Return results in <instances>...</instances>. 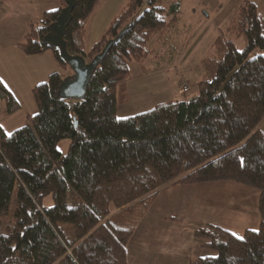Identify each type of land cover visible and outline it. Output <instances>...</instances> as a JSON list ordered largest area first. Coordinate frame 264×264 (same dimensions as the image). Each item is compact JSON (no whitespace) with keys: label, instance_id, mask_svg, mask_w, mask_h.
Instances as JSON below:
<instances>
[{"label":"trees","instance_id":"trees-1","mask_svg":"<svg viewBox=\"0 0 264 264\" xmlns=\"http://www.w3.org/2000/svg\"><path fill=\"white\" fill-rule=\"evenodd\" d=\"M60 1L19 43L29 55L51 52L59 69L33 89L38 110L24 125L8 133L0 121V222L14 202L12 224L0 231V264H128L127 246L160 188L222 180L259 192V227L241 236L213 223L197 228L200 246L215 254L190 264H264V17L257 4L242 1L218 30L200 59L195 96L120 117L128 61L149 72L146 60L162 57L164 46L175 54L188 45V37L178 45L191 30L182 27L181 2L125 0L89 46L90 21L103 0H75L63 35L68 53L86 64L105 53L85 96L73 98L60 87L75 73L48 40L68 6ZM256 48L263 52L250 57ZM19 109L0 80V118ZM65 138L67 153L58 148ZM49 195L54 204L47 207Z\"/></svg>","mask_w":264,"mask_h":264},{"label":"rangeland","instance_id":"rangeland-1","mask_svg":"<svg viewBox=\"0 0 264 264\" xmlns=\"http://www.w3.org/2000/svg\"><path fill=\"white\" fill-rule=\"evenodd\" d=\"M111 1L106 0V4ZM118 1L115 0L117 5ZM124 1L120 0V5L117 6L118 10L115 14L119 12ZM179 1L181 2L182 27L191 30L182 34V40L178 45H185L183 40L187 37L188 45L174 52L175 54L171 53L169 46H164L161 49L162 57L146 60V65L151 68L149 72L143 71L137 61H128L131 73V78L127 83L128 100L120 101L119 99L118 116L135 115L149 110L161 102L195 96L198 93V82L203 72L200 59L207 53L218 35V30L224 27L235 9L242 3V1L239 2L240 0H232L231 6H228V4L225 5L226 0ZM146 6L147 2L137 9L134 17L138 16ZM206 13H209V16ZM234 43L237 48H244L242 37L235 38ZM262 52V49L256 48L250 57ZM67 73L68 75L72 74V70L69 69ZM185 86L188 88L184 89ZM121 96L119 91L118 98ZM69 144L70 139H62L58 143V148L61 152L67 153ZM232 184H236V187L229 186L219 189L215 187L217 185H213L202 193L196 189H191V186L195 184L165 185L160 188L147 214L141 222L139 221V225L127 246L128 264H166V261L169 260L173 264H190L199 256L215 254V251L201 247V241L194 235L197 228L208 223L220 224L239 236L243 234L246 228L257 229L259 227V212L256 208L257 212L250 209L255 206L253 202L250 203L249 207H247L248 205L245 206V208L247 207L246 211L243 210L245 214L238 206L236 207V214L230 216H226L227 213L217 215L218 210L214 208L212 203L214 198L222 197L224 194L229 196L227 199L235 202L241 198L242 191L246 193L258 192L255 188L247 185L234 181ZM15 197L16 191L13 194V199ZM209 197L210 201H206ZM193 198L196 201L200 199L199 201L205 203V206H201V202H198L199 205H193ZM53 204L54 200L51 195L44 198L45 206L50 207ZM13 211L14 202L10 205L9 213L0 222V231H4L6 225L12 224L11 214ZM242 212L244 216H241L240 213ZM246 213L250 216H246Z\"/></svg>","mask_w":264,"mask_h":264},{"label":"crops","instance_id":"crops-1","mask_svg":"<svg viewBox=\"0 0 264 264\" xmlns=\"http://www.w3.org/2000/svg\"><path fill=\"white\" fill-rule=\"evenodd\" d=\"M112 1L115 2V0ZM112 1L106 4V0H103L102 5L91 18L88 33L89 46L97 41L107 27L109 20L117 12L120 0L118 5ZM241 1L244 0L239 2ZM251 1L257 4L260 14L264 17V0ZM231 2L232 0H226L225 5L231 6ZM60 5V0H0V80L20 104V109L17 112L0 118L4 130L8 133L24 125L29 116L37 112L38 107L33 96V89L39 83L44 82L52 72L59 69L51 52L29 55L19 47V43L23 41L30 23L39 22L46 11L57 9ZM206 15L209 16V13ZM263 123L264 121L260 123L259 127L264 131ZM232 183L233 181L198 183L191 186V189H196L202 193L213 185H217L215 187L219 189L229 186L236 187V184ZM227 197L229 196L223 194L222 197L214 198L212 203L214 208L218 210L217 215L227 213L226 216H230L236 214V207L238 206L242 211L244 209L246 211L251 202L255 206L250 209L254 212L258 211V192L246 193L242 191L241 198L235 202L227 199ZM193 199V205H199L198 202H201V206H205V203L199 201L200 199L197 201L195 198ZM206 201H210V197ZM245 206L247 207L245 208ZM245 211H243L244 214ZM243 212L240 213L241 216H244ZM246 216L250 215L246 213ZM258 223H260V215H258ZM168 263L173 264L170 260L166 261V264Z\"/></svg>","mask_w":264,"mask_h":264},{"label":"water","instance_id":"water-1","mask_svg":"<svg viewBox=\"0 0 264 264\" xmlns=\"http://www.w3.org/2000/svg\"><path fill=\"white\" fill-rule=\"evenodd\" d=\"M75 5V0H68V6L65 7L57 22L53 26V35L48 36V40L55 46L59 47L63 58L69 63L70 67L75 73L73 78L64 81L60 87V91L63 96L73 98H83L86 93V86L90 79L93 69L95 68L99 58L104 56L103 52L97 55L94 60L88 64L81 56L70 55L67 51L66 42L63 38L66 26L71 19V10Z\"/></svg>","mask_w":264,"mask_h":264},{"label":"built area","instance_id":"built-area-1","mask_svg":"<svg viewBox=\"0 0 264 264\" xmlns=\"http://www.w3.org/2000/svg\"><path fill=\"white\" fill-rule=\"evenodd\" d=\"M188 87L187 86H185V88L184 89H187Z\"/></svg>","mask_w":264,"mask_h":264}]
</instances>
